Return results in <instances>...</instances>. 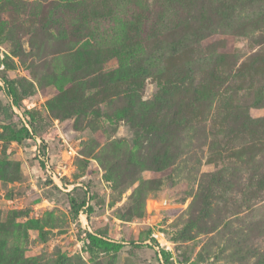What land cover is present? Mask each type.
Instances as JSON below:
<instances>
[{
  "label": "rangeland",
  "instance_id": "obj_1",
  "mask_svg": "<svg viewBox=\"0 0 264 264\" xmlns=\"http://www.w3.org/2000/svg\"><path fill=\"white\" fill-rule=\"evenodd\" d=\"M82 2L0 0V264H264V0Z\"/></svg>",
  "mask_w": 264,
  "mask_h": 264
},
{
  "label": "trees",
  "instance_id": "obj_2",
  "mask_svg": "<svg viewBox=\"0 0 264 264\" xmlns=\"http://www.w3.org/2000/svg\"><path fill=\"white\" fill-rule=\"evenodd\" d=\"M68 2H70V0H66ZM75 2H77V4H81L83 5L82 0H75ZM84 6V5H83ZM74 30L79 33L80 32V28L76 27L74 28ZM1 33L3 31H0ZM88 33V37L91 35V33L89 31H87ZM132 67H134L131 64V59H129V57L122 59V63L120 64V69H118V74H112L109 78L108 83H112V87L113 88H119L120 86H122L123 84L128 83V81L131 80V69ZM4 79V77H3ZM11 82L9 80H5V85L4 88L7 92V94L9 96H13L14 97V91L12 86L10 85ZM111 85V84H110ZM15 99V98H14ZM15 101V100H14ZM15 104L18 106L20 103L16 100ZM12 138L13 140L18 141L19 143L22 142L23 139H27V138H31L33 136V132L32 130H30L27 126H25L24 124H22V126H17L14 125L12 128ZM48 183H52L51 180H47ZM87 240H88V244L90 245L91 249L97 248V249H102V250H116L118 249V247L120 246L119 243H112L102 237H100L98 234L92 233L90 231L87 232ZM161 254L164 256L166 255V251L162 250ZM165 257V256H164Z\"/></svg>",
  "mask_w": 264,
  "mask_h": 264
},
{
  "label": "built area",
  "instance_id": "obj_3",
  "mask_svg": "<svg viewBox=\"0 0 264 264\" xmlns=\"http://www.w3.org/2000/svg\"><path fill=\"white\" fill-rule=\"evenodd\" d=\"M48 160H46L45 162H47ZM47 170L48 171H50L51 170V168H50V165L49 164H47ZM51 172V171H50Z\"/></svg>",
  "mask_w": 264,
  "mask_h": 264
}]
</instances>
